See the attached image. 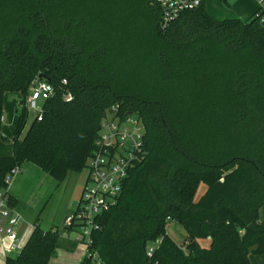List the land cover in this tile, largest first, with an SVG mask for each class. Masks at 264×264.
Returning a JSON list of instances; mask_svg holds the SVG:
<instances>
[{"label":"trees","instance_id":"trees-1","mask_svg":"<svg viewBox=\"0 0 264 264\" xmlns=\"http://www.w3.org/2000/svg\"><path fill=\"white\" fill-rule=\"evenodd\" d=\"M159 20L152 0H0L3 140L4 95L22 96L0 190L26 163L58 182L82 172L116 108L141 120L145 157L97 219L82 264H250L264 255V8L218 21L202 0L165 30ZM38 81L55 94L22 136ZM170 222L186 232L180 245ZM59 246L60 228L37 221L5 263L49 264Z\"/></svg>","mask_w":264,"mask_h":264},{"label":"built area","instance_id":"built-area-1","mask_svg":"<svg viewBox=\"0 0 264 264\" xmlns=\"http://www.w3.org/2000/svg\"><path fill=\"white\" fill-rule=\"evenodd\" d=\"M152 3L160 11L159 26L165 30L184 13L198 9L202 0H152ZM260 7L264 8V0H260ZM54 94V88L49 83L36 82L26 100L27 110L38 112L37 119L41 120L43 104ZM71 98L68 94L64 99L70 101ZM112 110L101 123L95 149L87 161L88 175L78 210L64 221L62 228L64 237L71 233L67 229L76 228L72 231L76 233L74 241L85 244L87 251L92 244V233L98 229L97 219L117 204L124 181L145 157L141 120L135 115L117 116L116 108ZM20 173L21 168L14 167L5 178L6 188L0 190V235L8 239L12 252L17 251L21 244L16 230L21 216L10 209L8 188L11 180ZM160 243L161 239L152 242L147 255L151 256Z\"/></svg>","mask_w":264,"mask_h":264},{"label":"rangeland","instance_id":"rangeland-1","mask_svg":"<svg viewBox=\"0 0 264 264\" xmlns=\"http://www.w3.org/2000/svg\"><path fill=\"white\" fill-rule=\"evenodd\" d=\"M209 6L214 15H226L224 19H235L238 17L235 0H209ZM156 8V6L154 5ZM218 13V14H217ZM248 18V17H247ZM66 96H64L65 98ZM65 100V99H64ZM19 103V102H18ZM42 104V103H41ZM20 110L18 104L13 107L12 115L18 117ZM38 116V112L29 111L27 123L23 130L22 136L26 134L32 121ZM107 116H110L108 113ZM5 133V132H4ZM3 140L0 137V156L11 153V133L3 134ZM88 175V168H84L80 173H70L63 182H58L40 170L37 166L31 163H26L21 167V173L15 176L10 182V189L12 194L18 199L15 206H10L14 212L21 216L20 225L17 227V232L23 242L29 237L33 229V224L39 222L44 230H50L53 227L60 228V246L63 242L74 243L76 237L75 232H71L67 237L63 235L64 221L72 216L79 204L86 177ZM206 186L201 184L196 196V200L205 192ZM168 234L177 243H181V239L186 232L183 227L177 223L171 222L167 225ZM5 237V236H4ZM74 248V261L79 264V256L88 255L87 246L82 243H77ZM203 247H206L203 244ZM20 248V247H19ZM55 251V255L49 261V264H67L62 258L63 252ZM75 250V251H74ZM87 252V254H86ZM73 261V260H72ZM73 264V263H72Z\"/></svg>","mask_w":264,"mask_h":264},{"label":"crops","instance_id":"crops-1","mask_svg":"<svg viewBox=\"0 0 264 264\" xmlns=\"http://www.w3.org/2000/svg\"><path fill=\"white\" fill-rule=\"evenodd\" d=\"M209 2H210L209 0H204V6H205L207 13L210 15V17L212 19L221 21V20H223V18L227 17L226 15H220L218 13H217L218 15H214L212 9L209 6ZM235 5H236L237 13H238L237 14L238 17L235 19H240L242 21H246L260 8V0H235ZM224 20H226V19H224ZM21 99H22V96L18 92H8L4 95L3 117H2V133L3 134L7 135L9 132V133H11V136H12V129L16 126V124L18 122V117L12 115V109H13V107H15L18 104V102ZM0 150H2L1 147H0ZM11 150H12L11 153H8V154L5 153L6 155H2V156H12V154H13L12 144H11ZM86 179H87V177H86ZM85 183H86V180H85ZM10 188L11 187L9 186L8 191H9L10 196H11L10 206L12 207V206H15V204L18 205V203H17L18 199L14 196V194H12ZM259 222L264 227V205L261 207V209L259 211ZM53 228H56V227H53ZM33 229H34V224H33ZM33 229H32V232H33ZM167 231H168V229H167ZM32 232L30 233L29 237L26 239L25 242L22 241V239L20 238L21 236H19V234L17 232L18 237L20 238L21 244H20V248L15 252H12L9 250L8 239L6 237H4V235H0V264H6L5 261L8 257L15 258L20 253L22 248L25 246L27 241L29 240ZM167 234H168V232H167ZM169 237H170V235H169ZM185 238H186V234H185V236H183V239H181L180 242L182 243ZM209 241H210L209 239L202 240V241H200V244L202 246H203V244L208 246L210 243ZM181 243H177V244L180 245ZM76 245H78V244L75 241H74V243L63 242L62 246L59 248V250L63 252L62 258L65 259V262L67 264H72V263L76 264V261H74V256H73L74 252L71 253V251H73V249L76 247ZM86 254H87V252H86ZM84 258H83V256L82 257L79 256V262H80L79 264H82V261ZM53 259H54V257H53ZM54 261H55V259H54ZM249 262H250V264H264V255L263 256L250 255L249 256Z\"/></svg>","mask_w":264,"mask_h":264}]
</instances>
